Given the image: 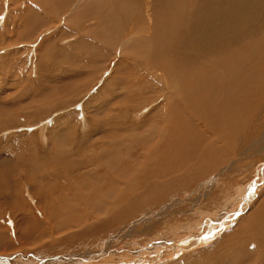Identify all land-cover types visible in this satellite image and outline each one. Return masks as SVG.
Here are the masks:
<instances>
[{
	"label": "bare ground",
	"instance_id": "obj_1",
	"mask_svg": "<svg viewBox=\"0 0 264 264\" xmlns=\"http://www.w3.org/2000/svg\"><path fill=\"white\" fill-rule=\"evenodd\" d=\"M1 11L19 16L5 17L0 27V39L8 37L0 48L7 57H15L10 67H16L20 53L31 49L27 54L35 53L39 76L32 82L20 75L23 63L16 67L21 77H14L13 88L20 93L0 101V131L13 127L11 131L20 121L42 118L58 108L71 109L79 100L82 105L99 75L107 69L111 75L98 94L84 99L78 123L59 120L66 127L57 137L60 142L67 138L71 146L63 142L59 149L45 148L55 140L42 132L44 123L39 124L40 144L33 155L26 154L29 148L23 139L35 141L36 137L20 135L16 140L17 135H11L5 143L0 139L4 149L11 144L15 149L0 155V216L7 214L13 223L5 229L0 226V251L33 247L51 254L60 242L94 230L101 231V237L93 236L87 245L94 248L95 240L108 236L102 248L106 254L76 249L74 260L63 261L148 264L152 258L143 255L127 262L113 258L124 247V238L129 240L135 233L138 238L147 237L148 247L141 250H153L156 256L182 250L199 235L187 236L186 231L197 232L200 225L195 221L187 228L177 224L179 239L171 241L168 237L176 226L171 227V219L190 210L205 213L212 204L215 209L216 192L231 181L228 173L253 157L264 158L258 156L264 151V0H0ZM63 41L69 43L68 50L58 46ZM48 60L58 64L50 68ZM2 78L7 84L12 79L10 74ZM46 79L50 84L46 85ZM15 98L20 100L18 107ZM248 122L253 124L246 126ZM79 123L86 126L80 134ZM258 123L261 127L256 129ZM218 169L216 180L221 184L216 187L210 175ZM201 179L207 180L197 186ZM191 185L197 187L190 190L193 194ZM180 193L186 197L180 198ZM234 194L226 201L232 204ZM23 195L34 201L37 215ZM251 219L261 223L264 203ZM159 227L164 230L160 232ZM247 238L226 239L221 264L244 262L233 253ZM141 250L130 253L138 256ZM123 254L122 258L127 256ZM106 255L109 262L102 259L100 263Z\"/></svg>",
	"mask_w": 264,
	"mask_h": 264
},
{
	"label": "rangeland",
	"instance_id": "obj_2",
	"mask_svg": "<svg viewBox=\"0 0 264 264\" xmlns=\"http://www.w3.org/2000/svg\"><path fill=\"white\" fill-rule=\"evenodd\" d=\"M2 1H4V0H2ZM0 15H1L0 16V27L1 28H3V26L5 24V21H7L6 18H9V20L13 19V17L19 19V16L11 15L10 11L6 15H5L4 11H1ZM15 32H17V31H15ZM1 39H0V43L8 42V37H5L4 41L1 40ZM38 43H39V41H37V40L34 42L35 48L37 47ZM68 44H69L68 42H66V41L64 42L63 41V42H60V44H58V46H60V48L63 47V48H65V50H68V48H66ZM30 45H31V43L28 44V46H30ZM30 51H31V49L28 50L27 52H30ZM27 52L23 53V54L20 53V55H18L16 57L17 61L14 63V65H16V67H17V66H20L21 63H23L22 64L23 66L21 68L22 73H20V75L23 76V77H27L28 80H30L32 82H36L37 81V77L39 76L37 74L38 69L36 67L37 61H36V59L34 60V58H36V56H35V53H33L31 55L29 53L27 54ZM5 53H6L5 49L0 48V79L4 76V74H6V75L10 74V76H11V78L13 80H14V77H16V76H17L16 78H20L21 76L16 74V73L19 72L16 69V67L11 68L10 65H9V64L13 63L12 62V58H15V57H13L12 54L9 57H7V53L6 54ZM48 62H47L46 65L50 66V63H51L50 68L53 67L55 63L58 64V62H56V61H51L50 62V60H48ZM41 67H42V65H41ZM55 72H57V70ZM102 75H99V77L95 80V83L92 84V86L89 88V90L87 91V93L89 95H87L86 97L83 98L82 105H81V102L79 100V101H77L76 103H74L71 106V109H66V108H61L60 109V108H58V109H56L54 111L49 112L47 115H45L42 118L40 116H38V117H34V118L31 117L28 121H20L21 125L15 126L16 128L13 129L14 131L13 130L8 131L9 129H11L13 127H10L8 129H6L7 131L6 130H1L0 131L1 132L0 135H2L3 137L0 136V139L2 140L3 143H5L7 141V139H8V137H10L11 135H17L16 140L18 139V137H20V135L21 136L27 135L26 137H28V136H33L34 138L36 137L35 141L32 140L33 138L30 139V140L29 139L27 140V138L23 139L25 145H27L26 147L29 148V149H27L25 147L27 149V151L29 152L28 153V152L25 151L26 154H28V155L32 154L33 155V153L37 152V149L35 147L37 146V144H40V141H39L40 129H38V128H39L40 125H43V123H44V125L42 127V132L43 133L45 132L44 135L46 137H48L49 139H50L49 136H52L53 139L55 140V144L51 145L50 141H49V146H45V148L51 149V148H55L56 147V148L59 149L60 146L63 144V142L65 144V143H67L69 141L65 137H64L65 139L63 138L64 141H62V142L59 141L58 137H60V138L62 137V135H61L62 131H63L62 128L66 127L65 124L64 125L61 124L60 121L68 120V122H70V120L74 121V119H75L77 121V123H78V120L82 116V112H81L80 108H81V106L84 107L83 105L87 101V100H84V99L90 98L91 95L98 94L97 91H99V88H100L101 84L105 81L104 79L106 78V76L111 75L110 70H108V69L105 70ZM12 79H11V81H12ZM23 80H25V79H23ZM11 81H10V84H7L6 81L3 78L0 80V86H3V87L5 85L8 86V87L5 86L6 89L4 88V89H2L0 91V98H1L0 101L3 98L5 100V98L7 96L13 97L14 96L13 94H16V92L18 94L20 93L19 90H16L15 88H13L14 84H15V80L13 81V83ZM47 83L50 84V80H49V82H47V79H46V85H48ZM24 86H25V84L22 83V87H24ZM30 92H31V90L27 89L26 94H28ZM15 100H16V98H15ZM17 102L20 103V100H16V103H15L16 105H14L15 107L19 106V103H17ZM68 111H70V112H68ZM147 111H148V109H146L145 112L147 113ZM72 112H74L75 115H73L72 119H70L71 117L68 114H70V113L73 114ZM262 122L261 123L263 125L264 124V120ZM80 123L78 125V131H77V133H79V134L82 133L86 129V126L83 127V125H81ZM261 123H260V125H259V123H258V125H255V128L259 129V127H261ZM250 124H253V123L248 122L246 126H250ZM50 130H51V132H50ZM2 131L3 132L5 131V135L2 134L3 133ZM70 131H73V128H71ZM53 135H55L56 137L58 136L57 139ZM25 140H27V141H25ZM57 140L59 142H57ZM32 142H33L34 145L31 144ZM45 143H48V141H46ZM21 144H22V142H21ZM67 144L70 145L71 143L70 144L67 143ZM4 147H5V145L0 146V155L1 156L6 154L5 152H9V151H12V150L14 151L15 150L14 148H12L13 147L12 144L8 145V146L6 145V149L8 151L6 149H4ZM67 147H69V146H67ZM65 148L66 147H64V149ZM72 148H74V147H72ZM30 149H31V152L29 151ZM66 150L70 151L71 149L68 148ZM235 155H237V152H235ZM263 155H264V151L258 156H263ZM240 165H241V163H240ZM261 165H264V158L263 157L262 158L261 157H259V158L253 157V158L249 159L248 163H246L245 165H242L241 166L242 169L240 167L239 170L237 168L239 165L237 164V167L235 169L236 171L232 172V173H228L229 177L227 179H229V181L230 180L231 181L227 183L226 182L227 179H225L224 181L226 183H224L222 188L219 189L221 191L220 192H218V191L216 192V200H215L216 202L214 201L215 209L213 208V204H212V209H211L212 211L209 210V211H207L205 213H201L202 214L201 215L199 212L196 214V212L194 210H190L189 212H187L186 215H184L182 217H178V218L174 217L173 219H171L172 220V221H170L171 227H172V225H176V226L172 227V230L173 229L175 230L176 228H178L180 226L181 227H184V226L185 227L186 226L187 227H191L192 223L190 221H195L196 223H199V225H200L199 228L197 229V232L193 228L192 229H188L186 231V234H188L187 236H191L192 234L193 235L194 234L195 235L199 234V235L196 236V237L191 238L189 241H192V242L190 244L185 245L186 247H183L184 249L183 248H181L182 250L175 249V250L178 251V253H175L177 251L169 253L170 250H168V252L166 254H164V255L163 254H159V255L156 256V252L153 251V250H152V252H150V251L146 252L145 250H141L143 247H145V248L148 247V245H147L148 244L147 237L146 236H141V237L139 236V238H138V236L135 233L133 236H131L134 240L132 238H130V237H129V240L124 238V241H122L124 243H122V245H121V246L124 245V247H121V249H118L117 253L115 252V254H117L118 257L116 256L115 258H113V259L117 260V261L114 260V262H118V261H122V260L127 262L128 260H131V259L132 260H134V259L138 260L140 258L139 255H143L145 259H151L152 258V261L150 263H148V264H213V263L214 264H221V262L219 260V257H220V252L222 251V248L225 245L224 241L226 239H229V240L231 239V240H236L237 241L238 238H243V237L247 238V236L249 235L244 244H242V245L239 244L238 246H236V248H238V251H235V253H233V255H235V254L238 255L239 254L240 259H242V261H244L241 264H249V263L250 264H263L264 263V236H262V235H264V232H263L264 231L263 230L264 229L263 228L264 227V225H263L264 223L262 224V222H264V219L260 220L261 223L259 221L255 222L253 219H251V215L255 212V210L257 209L258 205L261 204V203L262 204L264 203V166H261ZM223 166H225V165H223ZM240 170H244V171H240ZM215 171H216V173H215ZM215 171L210 175V176L214 175V180H216L218 178L217 177V173L219 172V169L215 170ZM243 176H248L245 181L241 180V179L244 180ZM206 180H202L201 179V180L197 181L195 184L198 186V183H201V182L206 181ZM240 181H242V182L240 183ZM236 183L237 184H242V185H240V186L239 185H235ZM220 184H221V181H217L215 186L219 187ZM196 185H191L190 187L188 186L190 188L189 189V193L192 191L191 189H197ZM174 187H176V186H174ZM174 187H172V188H174ZM239 189L242 190V192H241L242 194L238 193V195H239L238 196L236 192L241 191ZM249 191H250V193H249ZM234 193H236V194H234ZM180 194H179L180 198H185L186 197V194H182V193H180ZM190 194H193V193H190ZM232 194H234V197H233L234 199H233V203L231 204L230 202H227L226 200H228L227 197L229 195L232 196ZM236 196H238V197H236ZM22 198H24L23 199L24 201L26 200L25 201L26 204H29L28 207H30L31 212L34 213L35 215H37V209L33 208V206L35 205L34 201L30 200L29 197H25L24 195L22 196ZM237 198H240V199H237ZM183 204H185V203H183ZM189 214H191V215H189ZM193 214H195V215H193ZM193 216H195V218ZM201 216H202V218H200ZM186 217H188V218L186 219ZM241 217H242V219H241ZM247 217H250V218L248 219ZM9 218L12 220V218L10 216H8L7 214L0 216V219L3 220V221H1V222H3L2 225L0 224V226L2 228L5 229V228H9L10 225L13 226V223L10 222L11 220H9ZM200 219H202V220L200 221ZM247 219H248L249 224H247L248 222H246ZM177 220H179V221H177ZM180 221H183V222H180ZM240 221H241V223H240ZM251 221L255 225H252L253 223ZM250 222H251V224H250ZM133 223H129V225H131V224L133 225ZM219 223H222L223 226L219 227L218 226ZM237 223H238V225H237ZM141 224L142 223H140L139 224L140 226L138 225L139 227L138 226L137 227L140 228ZM177 224H180V225L177 227ZM168 225L169 224L165 225L163 228H165V230L169 229ZM160 226H162V225H160ZM137 227H136L135 230H137ZM212 227H213V229H212ZM247 227L250 228V229H248L249 230V232H248L249 234L248 233L247 234L244 233V229H247ZM259 227H261L262 229L259 228ZM160 228H162V227H159V229H158L159 231H160ZM163 228H162V230L160 232H162L164 230ZM251 230H252V232H251ZM93 231L94 230L87 231V232L86 231H82V233L79 232L72 239H69L68 241L60 242L59 244H57L56 248H54L55 251L52 252L51 254H49L47 252L39 253L38 252V248H33V247H29L26 250H22V249H19V248H14V249L8 250L10 252L0 251V259H1L0 260V264H48L49 263L48 260H51V259H56L57 261L53 262V263H49V264H68V263L72 264L71 261L66 262V261H63L62 258H65V259L68 258V260H70V259L74 260V258H75L74 256H75L76 253H72V252H75L76 249H78V250L82 249L83 251L89 250V251H92V254L95 251H100V253H102V248L104 247L103 246V242L106 241L109 238L107 236L105 239L101 238L103 240H95L96 241L95 242L96 246H94V248H92L93 246L91 247L90 245H87L88 242H91L90 241L91 238H93V236L101 237V234H100L101 231H99V232H97L98 230L95 231V232H97V234L93 233ZM193 231H195V232H193ZM90 233L91 234L93 233L92 237H91ZM239 233L241 234V236H240ZM157 235L158 234H155V236H152V237H156ZM176 235L178 236L179 232L177 234V232L175 230V232H173V235H169L168 239H171V241L179 239V238H177ZM135 238H137V239H135ZM140 238H141V240H139ZM14 239L17 240L16 237ZM182 239H183V237H182ZM254 239H255L256 242L254 241ZM194 240H196V241H194ZM125 241L127 243H125ZM130 242H133V244H131ZM77 243H80L79 244L80 246H78V248H75V249L73 248L74 251L71 250V249L68 250L69 247H72V246H74ZM139 243H140V245H139ZM169 244L170 243L165 244L163 246H167ZM128 246H130V248H126ZM259 246H260V248H259ZM160 248H161V246H160ZM208 248H209V251L206 252V253H203V251L208 249ZM244 248H246V249H244ZM114 249L115 248L112 247V248H110L108 250H114ZM241 249L243 250V252H242ZM27 250H34V253L33 252H28ZM134 250H141V251H139L140 253H138V256L136 254L133 255V253H130V252H132ZM40 251H42V250H40ZM122 252L125 253V254H123ZM249 252L251 254H249ZM56 253L58 255H55ZM257 253H258L259 256L257 255ZM92 254H91V256L94 255V254L93 255ZM102 254H106V253H102ZM121 254L127 255V256L122 258ZM144 254H146V255H144ZM171 254H172V256L170 257ZM184 254L186 256L187 255L188 256L183 258L185 256ZM68 255H70V256H68ZM173 255H174V258H173ZM106 256L100 258L101 260L99 262L102 263V261H104L102 259H106V262H109L108 261L109 256L108 255H106ZM128 256H131L133 258H128ZM179 258H180V260H178ZM126 259H127V261H126ZM229 259H231V257ZM245 259H246V261H245ZM176 260H178V261H176ZM94 261L95 260H93L92 262L94 263ZM247 261H250V262L247 263ZM75 264H77V263L75 262ZM103 264H105V263H103ZM226 264H229V261H227Z\"/></svg>",
	"mask_w": 264,
	"mask_h": 264
}]
</instances>
